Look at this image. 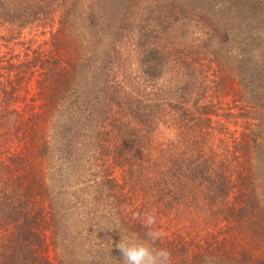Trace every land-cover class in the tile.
Listing matches in <instances>:
<instances>
[{"label":"trees","instance_id":"1","mask_svg":"<svg viewBox=\"0 0 264 264\" xmlns=\"http://www.w3.org/2000/svg\"><path fill=\"white\" fill-rule=\"evenodd\" d=\"M147 211L264 264V0H0V264H123Z\"/></svg>","mask_w":264,"mask_h":264},{"label":"clouds","instance_id":"2","mask_svg":"<svg viewBox=\"0 0 264 264\" xmlns=\"http://www.w3.org/2000/svg\"><path fill=\"white\" fill-rule=\"evenodd\" d=\"M143 226L146 231L143 237L136 234L123 235L118 225L114 224L108 229H118L121 239L116 244L120 250L123 264H173L172 253L169 249L156 247L155 243L161 238L159 230L154 228L156 217L152 211L143 213ZM206 264H215V259L206 257Z\"/></svg>","mask_w":264,"mask_h":264},{"label":"rangeland","instance_id":"3","mask_svg":"<svg viewBox=\"0 0 264 264\" xmlns=\"http://www.w3.org/2000/svg\"><path fill=\"white\" fill-rule=\"evenodd\" d=\"M254 24H255V20H252L251 21V26L254 27ZM239 25V24H238ZM250 25H247L245 27L243 26H240L241 27V31H245V32H256V30H253V28L251 27Z\"/></svg>","mask_w":264,"mask_h":264}]
</instances>
